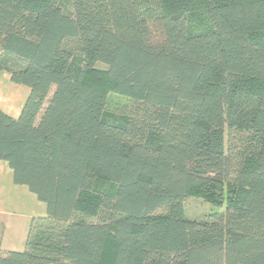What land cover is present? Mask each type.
<instances>
[{"label":"trees","instance_id":"16d2710c","mask_svg":"<svg viewBox=\"0 0 264 264\" xmlns=\"http://www.w3.org/2000/svg\"><path fill=\"white\" fill-rule=\"evenodd\" d=\"M60 3L0 0V70L29 89L0 161L46 206L0 264H264V0ZM196 193L222 213L190 221Z\"/></svg>","mask_w":264,"mask_h":264},{"label":"crops","instance_id":"0c3cea01","mask_svg":"<svg viewBox=\"0 0 264 264\" xmlns=\"http://www.w3.org/2000/svg\"><path fill=\"white\" fill-rule=\"evenodd\" d=\"M10 81L0 70V110L17 119L29 96V89ZM46 206L26 186L15 185L9 165L0 161V250L22 251L30 223L44 218Z\"/></svg>","mask_w":264,"mask_h":264},{"label":"rangeland","instance_id":"374dc122","mask_svg":"<svg viewBox=\"0 0 264 264\" xmlns=\"http://www.w3.org/2000/svg\"><path fill=\"white\" fill-rule=\"evenodd\" d=\"M72 0H61V7L67 13L71 12ZM188 32L190 34L204 33L210 30V22L206 18L198 20H188ZM80 57L75 58L71 65V72L76 73L80 66ZM106 67L98 64L95 71L86 77V81L93 85L97 90L107 94V106L105 112L111 117V120L119 122L123 116L130 111L131 102L123 97L117 96L111 92L110 85L104 75ZM28 90V89H27ZM97 188L106 194H114L116 187L103 179H98ZM184 211L190 221L203 222L209 221L214 215L222 213L223 209L217 208L206 202L199 193L192 194L185 202ZM112 245L107 246L106 257L111 255Z\"/></svg>","mask_w":264,"mask_h":264}]
</instances>
